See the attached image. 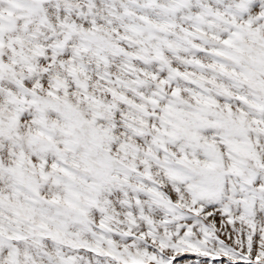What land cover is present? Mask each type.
Masks as SVG:
<instances>
[{"label":"snow or ice","instance_id":"snow-or-ice-1","mask_svg":"<svg viewBox=\"0 0 264 264\" xmlns=\"http://www.w3.org/2000/svg\"><path fill=\"white\" fill-rule=\"evenodd\" d=\"M0 264H264V0H0Z\"/></svg>","mask_w":264,"mask_h":264}]
</instances>
